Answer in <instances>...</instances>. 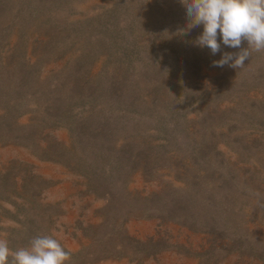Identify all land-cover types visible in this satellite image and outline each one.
Instances as JSON below:
<instances>
[{"label":"rangeland","instance_id":"obj_1","mask_svg":"<svg viewBox=\"0 0 264 264\" xmlns=\"http://www.w3.org/2000/svg\"><path fill=\"white\" fill-rule=\"evenodd\" d=\"M179 0H0V239L65 264H264V51L195 45ZM243 41L241 48H246Z\"/></svg>","mask_w":264,"mask_h":264},{"label":"clouds","instance_id":"obj_2","mask_svg":"<svg viewBox=\"0 0 264 264\" xmlns=\"http://www.w3.org/2000/svg\"><path fill=\"white\" fill-rule=\"evenodd\" d=\"M186 9L190 27L203 26L195 45L215 55L221 43L238 52H224L212 66L243 68L251 53L264 51V0H179ZM247 41V47L241 48ZM70 253L51 236L34 237L28 247L15 251L0 239V264H65Z\"/></svg>","mask_w":264,"mask_h":264}]
</instances>
